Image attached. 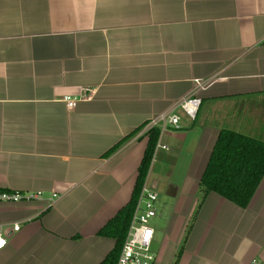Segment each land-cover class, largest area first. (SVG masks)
<instances>
[{
    "label": "crops",
    "instance_id": "obj_1",
    "mask_svg": "<svg viewBox=\"0 0 264 264\" xmlns=\"http://www.w3.org/2000/svg\"><path fill=\"white\" fill-rule=\"evenodd\" d=\"M197 81L192 120L174 106ZM172 111L146 181L157 264H264V178L245 209L200 186L222 129L264 140V0H0V192L24 196L0 201V264H103Z\"/></svg>",
    "mask_w": 264,
    "mask_h": 264
},
{
    "label": "trees",
    "instance_id": "obj_2",
    "mask_svg": "<svg viewBox=\"0 0 264 264\" xmlns=\"http://www.w3.org/2000/svg\"><path fill=\"white\" fill-rule=\"evenodd\" d=\"M160 135V129H152L148 133V144L138 170L133 196L100 232L101 236L112 238L116 242L114 251L103 264H117L138 199L147 181ZM263 178L264 140L231 129H222L201 179L203 197L211 193L217 194L245 209ZM181 254L182 252L177 254L173 264L179 263Z\"/></svg>",
    "mask_w": 264,
    "mask_h": 264
},
{
    "label": "built area",
    "instance_id": "obj_3",
    "mask_svg": "<svg viewBox=\"0 0 264 264\" xmlns=\"http://www.w3.org/2000/svg\"><path fill=\"white\" fill-rule=\"evenodd\" d=\"M196 88L193 93L174 106V110L181 109L189 118L195 120L197 113L201 107L202 100L198 97V91L204 88V84L200 81L196 82ZM86 91H83V95L79 99L65 100L67 108L69 111L74 110L77 103L82 100H88L91 97L85 96ZM180 123V117L172 112H166L152 118L145 126V133H148L152 129H166L167 126H172L178 128ZM159 149H167L166 146L160 144L157 145L156 151ZM29 199L41 198V194H33L28 196ZM24 199V196L19 193H6L0 192V201L3 202H13L18 203ZM54 199L57 196L54 195ZM159 199V194L149 189L145 183L140 197L138 199L135 212L133 214L131 225L129 228L127 239L124 243L120 256L118 258L117 264H157L158 255L154 249V238L155 229L153 227V220L157 217V201ZM20 226H15L14 231L18 232ZM8 245V240L3 234L0 228V251L5 249ZM252 264H258L256 261Z\"/></svg>",
    "mask_w": 264,
    "mask_h": 264
},
{
    "label": "rangeland",
    "instance_id": "obj_4",
    "mask_svg": "<svg viewBox=\"0 0 264 264\" xmlns=\"http://www.w3.org/2000/svg\"><path fill=\"white\" fill-rule=\"evenodd\" d=\"M154 221V220H153ZM157 252V251H156Z\"/></svg>",
    "mask_w": 264,
    "mask_h": 264
}]
</instances>
